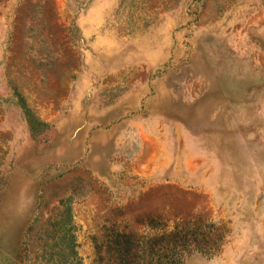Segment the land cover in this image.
Wrapping results in <instances>:
<instances>
[{
    "label": "rangeland",
    "instance_id": "obj_1",
    "mask_svg": "<svg viewBox=\"0 0 264 264\" xmlns=\"http://www.w3.org/2000/svg\"><path fill=\"white\" fill-rule=\"evenodd\" d=\"M175 231L264 264V0H0V264Z\"/></svg>",
    "mask_w": 264,
    "mask_h": 264
},
{
    "label": "trees",
    "instance_id": "obj_2",
    "mask_svg": "<svg viewBox=\"0 0 264 264\" xmlns=\"http://www.w3.org/2000/svg\"><path fill=\"white\" fill-rule=\"evenodd\" d=\"M107 247L113 251L115 264H181L183 241L180 231L146 240H134L130 234L115 233ZM141 242V243H140ZM76 242L72 238V249ZM68 264H81L74 251Z\"/></svg>",
    "mask_w": 264,
    "mask_h": 264
}]
</instances>
